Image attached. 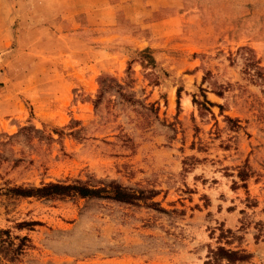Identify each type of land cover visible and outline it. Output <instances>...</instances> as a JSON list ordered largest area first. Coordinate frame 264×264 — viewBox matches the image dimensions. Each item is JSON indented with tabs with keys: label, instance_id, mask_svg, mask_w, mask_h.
I'll return each mask as SVG.
<instances>
[{
	"label": "rangeland",
	"instance_id": "374dc122",
	"mask_svg": "<svg viewBox=\"0 0 264 264\" xmlns=\"http://www.w3.org/2000/svg\"><path fill=\"white\" fill-rule=\"evenodd\" d=\"M180 2L141 46L145 0H0V228L30 239L8 263L203 264L224 224L264 264V0ZM57 181L154 193L9 190Z\"/></svg>",
	"mask_w": 264,
	"mask_h": 264
},
{
	"label": "trees",
	"instance_id": "16d2710c",
	"mask_svg": "<svg viewBox=\"0 0 264 264\" xmlns=\"http://www.w3.org/2000/svg\"><path fill=\"white\" fill-rule=\"evenodd\" d=\"M204 102L211 104L205 97ZM10 191L21 196L30 197H108L124 202H137L151 198L154 191L148 195L142 192L123 187L117 183L111 182L105 186L91 187L81 181L66 182H48L41 186L30 187H11ZM154 204V202L152 203ZM36 224L35 221H20L17 227H29ZM217 242L214 247H209L203 264H249L252 253L244 248L231 247L234 241H240L241 236L233 229L225 228L224 224L218 227ZM15 239L18 242H15ZM27 235H11L9 228H0V264H10L16 261L22 254L24 247L29 242ZM10 262V263H8Z\"/></svg>",
	"mask_w": 264,
	"mask_h": 264
},
{
	"label": "crops",
	"instance_id": "0c3cea01",
	"mask_svg": "<svg viewBox=\"0 0 264 264\" xmlns=\"http://www.w3.org/2000/svg\"><path fill=\"white\" fill-rule=\"evenodd\" d=\"M119 2H115L112 5L115 7ZM145 7L148 10V14L146 15V20L143 18L134 23H146L144 27L146 30L141 29L139 24H134L133 26H128L126 31L128 35H134L137 37L141 36L142 38H138L136 42H138L141 46H154L157 44L158 38L171 35L173 33V29H177L178 20L183 16L181 13V2L180 0H145ZM118 7L115 11H113V21L108 23H98L93 22L92 26L102 25H116L117 22V12ZM158 11V13L156 12ZM100 13L97 14V16ZM84 16V15H83ZM98 18H100L98 16ZM180 19V20H181ZM145 21V22H144ZM80 26V25H79ZM89 25H82L80 27L87 28ZM141 29V31H140ZM133 36V37H134Z\"/></svg>",
	"mask_w": 264,
	"mask_h": 264
}]
</instances>
